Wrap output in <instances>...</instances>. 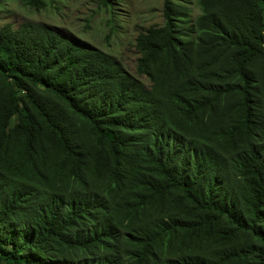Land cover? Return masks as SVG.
Returning a JSON list of instances; mask_svg holds the SVG:
<instances>
[{
  "label": "trees",
  "instance_id": "16d2710c",
  "mask_svg": "<svg viewBox=\"0 0 264 264\" xmlns=\"http://www.w3.org/2000/svg\"><path fill=\"white\" fill-rule=\"evenodd\" d=\"M187 3L139 28L135 73L0 26V264H264V0Z\"/></svg>",
  "mask_w": 264,
  "mask_h": 264
},
{
  "label": "rangeland",
  "instance_id": "374dc122",
  "mask_svg": "<svg viewBox=\"0 0 264 264\" xmlns=\"http://www.w3.org/2000/svg\"><path fill=\"white\" fill-rule=\"evenodd\" d=\"M44 9L23 6L19 0H0V26L11 22L15 26L25 20L47 24L61 34L82 39L115 55L131 73H135L137 54L134 38L141 27L163 22V0H110L118 16L116 33L108 34L105 15L99 0H57ZM191 15L197 13L195 0H187ZM145 80L144 77H141Z\"/></svg>",
  "mask_w": 264,
  "mask_h": 264
}]
</instances>
